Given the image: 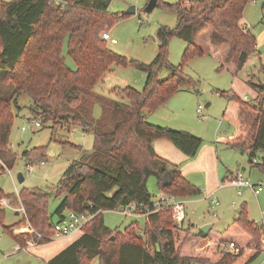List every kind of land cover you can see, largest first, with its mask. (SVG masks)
I'll use <instances>...</instances> for the list:
<instances>
[{
  "label": "trees",
  "instance_id": "trees-1",
  "mask_svg": "<svg viewBox=\"0 0 264 264\" xmlns=\"http://www.w3.org/2000/svg\"><path fill=\"white\" fill-rule=\"evenodd\" d=\"M249 1L157 0L156 5L177 15V22L174 27H158L157 54L150 63H143L115 53L102 37L106 25L117 17L106 13L110 0H0V81L13 87L11 94L0 96V173L10 169L16 159L9 135L18 95L32 99L30 111L43 124L60 125L68 132L77 127L93 136L92 151L69 162L54 192L23 187L18 194H5L0 188V199L23 207L24 220L42 234L39 243L59 235L53 216L60 221L70 211L92 215L80 227L82 234L47 264H248L261 253L264 225L259 227L249 220L244 205L229 226L237 229L239 234L234 236L184 229L166 205L147 214L143 227L133 220L123 230L111 229L102 216L104 211L132 202L143 210H154L155 197L146 186L150 176L165 194L177 198L201 194L178 170L169 168L152 143L165 138L192 157L202 139L188 131L153 124L146 114L165 104L178 90L196 89L181 86H195L183 67L193 56L205 53L197 44L201 33L212 45L227 46L225 64L236 70L244 66L257 45L255 35L242 22ZM172 36L186 43L177 65L168 60ZM65 42L74 69L65 62ZM114 63L143 70L146 80L142 89L114 87L122 99L95 91ZM162 68L170 71L165 78L158 76ZM247 83L257 92V101L222 91L228 99L223 116L236 126L225 142L246 151L252 163L257 152H264V83L252 77ZM95 104L100 105L98 117L93 115ZM23 155L28 162L43 161L44 157L41 148L26 150ZM164 173L169 174L166 180L162 179ZM51 195L61 199L50 214ZM4 219L5 208L0 205V229L10 233L14 225H5ZM207 237L210 242L202 251L198 244ZM234 240L239 246L236 253L222 247V243Z\"/></svg>",
  "mask_w": 264,
  "mask_h": 264
},
{
  "label": "rangeland",
  "instance_id": "rangeland-1",
  "mask_svg": "<svg viewBox=\"0 0 264 264\" xmlns=\"http://www.w3.org/2000/svg\"><path fill=\"white\" fill-rule=\"evenodd\" d=\"M150 1L110 0L106 13L112 16L117 15V17L106 25L103 32H108L112 38L116 39V44L107 41L108 48L128 59L143 63H150L154 59L158 51L159 42L156 38L158 27L161 25L174 27L177 22V15L174 12L162 9L159 5L147 9ZM161 1L173 3L177 0ZM130 7H133L134 12L125 14V11ZM242 22L255 35L257 42L256 50L249 56L244 66L240 70H236L230 64H225L224 60L221 59V54L219 52L215 53V51L195 55L183 67L184 73L191 76L195 81V86L181 87H195L196 89L184 88L190 92L179 91L180 94H176L177 91L169 98L170 101L176 95H181V106L184 105L185 109L186 107L191 108L189 114L196 120L192 126L197 129L190 132L195 134L193 132L200 130L203 139L211 140L214 144L216 136L223 139L230 138L236 130V126L223 116L228 106V99L227 94L222 91L234 92L243 99L246 96L249 102H255L257 101L255 98L251 99L254 90L247 84V81L252 77L255 82H264V70H262L264 68V8H262L261 0H250L246 4ZM204 42L203 40H197V44L206 50ZM185 46L186 43L182 39L176 36L170 38L168 60L171 64L177 65L181 62ZM63 55L66 64L74 69L75 63L66 53V42L63 47ZM169 73L168 69L162 68L158 76L159 78H165ZM145 80L146 73L140 68L114 63L104 79L94 87V90L116 99H122L123 95L120 92L115 93L113 91L114 87L129 86L141 90ZM12 90V85L3 84L0 81V96L9 95ZM194 95L198 98V102L195 107H190L188 99L193 98ZM202 96L203 100L201 99ZM15 99L16 105L13 104L14 119L10 130L9 144L16 159L10 169L7 168L0 173V188L5 194H18L23 187L54 192V188L57 186L68 162L80 159L92 151L93 136L90 133L82 132L77 127H74L75 130L68 132L60 125L43 124L39 118L32 115L30 107L33 102L29 96L21 94L16 96ZM207 102H210L209 106H205ZM192 108H194V112ZM197 109H199V112H197ZM100 111V105L95 104L93 115L98 117ZM35 121H40L41 125L37 126ZM201 123L203 124L200 125ZM198 125H200L199 129ZM71 143L77 146H73ZM222 147L228 148L227 155L224 158L219 151L220 162L225 164L229 171L241 170L245 179L249 177V182L262 183L263 191L257 197L249 188H242L241 193H238L236 188L224 186L213 196V199L220 203L218 206L210 203L212 198L191 201L185 205V212L187 218L194 223V228L187 224L189 219L186 218L183 223H180L184 229L189 228L195 232L201 226L211 224L212 229L207 233L211 231V234H224V236L238 235L237 229L235 227L229 228V226L233 222L232 218L239 212L242 205L246 208L249 220L254 221L259 227L263 226L264 170L255 163L261 162L264 153L257 152L252 163H250L244 150L230 148L226 143L221 144ZM33 148L42 149L43 164L40 163L39 159L28 162V158L23 155V152ZM262 162L264 163V158ZM19 172L24 177L22 183H19L16 179V174ZM155 185V177L150 176L146 181V186L152 197H156L158 190ZM60 199L61 197H55V195L50 196L48 201V212L50 214ZM11 204L17 205V203L12 202ZM4 208L5 223H10L14 219L13 211L8 206H4ZM102 216L106 226L111 229L119 228L120 230H123L133 219L124 216L118 209L104 211ZM56 220L57 217L53 216L52 221L55 222ZM137 221L141 227L144 226L145 218L140 217ZM180 235L182 236L181 232ZM203 240L198 244V248L202 251L207 248L208 242H210L208 237L205 241ZM234 242V249L228 246L230 241L225 244L222 243V247L231 253H236L239 246L236 240ZM263 244L261 253L248 264H264ZM14 247L13 238L0 229V264H46L45 261L35 255L15 252Z\"/></svg>",
  "mask_w": 264,
  "mask_h": 264
},
{
  "label": "crops",
  "instance_id": "crops-1",
  "mask_svg": "<svg viewBox=\"0 0 264 264\" xmlns=\"http://www.w3.org/2000/svg\"><path fill=\"white\" fill-rule=\"evenodd\" d=\"M197 40H203V42L205 41L204 45L207 48L206 50L204 49L205 53L206 52L209 53L212 51H215V53L219 52V54H221V59L224 60V56L228 50L226 45L221 46V47H216V46L212 45L210 43L209 38L206 35H204L203 33H201L198 36ZM262 70H264V68H262ZM252 90H254V89L252 88ZM179 91L190 92L189 90H186V89H183V90L180 89V90H178V92L176 94H180ZM256 97H257V92L254 90V94H253L251 99L252 100L254 98L256 99ZM201 99L203 100V96L201 97ZM245 99L247 100L248 98L245 96ZM172 100L169 101V99H168V101L165 104L159 106L156 110H154L150 113H147L146 114L147 120L153 124L167 126V127L178 129V130L189 131V133H191L190 131H194V129H197V128H195V126H192L195 124L196 120L193 117H191L189 114V109H191V108L186 107V109H185L184 105L181 106V104H180L182 101L181 95H176V97H174V99L172 98ZM188 100H189V106L190 107H195V104H197V102H198V98L195 95L193 96V98H190ZM209 105H210V102L205 103V106H209ZM192 109L194 112V108H192ZM202 124L203 123H201L200 125H202ZM200 125H198V129H199ZM73 130H75V128H71L69 130V132H71ZM193 133H195L194 135H196V136L200 135L199 137H202L201 139L203 142H202L200 148L198 149L197 153L192 157H189L186 154H184L177 147H175L172 142H170L169 140H167L165 138L155 139L152 143V146H153L155 153L159 157H161L162 159H164L168 162L170 169L178 170L187 181H189L191 184H193L194 186H196L197 188H199L201 190V194H199V195L185 197V198H178L184 202V211L186 209L185 205L191 201L208 200V199L212 198L210 201L211 204H214L215 206L220 205V203L218 201H216V199H213V196H215L216 192L224 186L234 187L237 189L238 193H241L242 188L243 189L249 188L248 186H245V185L237 186V185H231L227 182L228 178L230 176H233L235 171H237V170H235V171L230 170L229 171L227 166L225 164H222V162H220L221 158L219 155V151L222 153L223 158L225 157V155H227L226 152H227L228 147H222L221 148V144L224 145V143H226L225 140L227 138L223 139L222 137L216 136L215 137V144H214L211 140H204L200 130H198V132H193ZM230 148H231V146H230ZM260 152H262V151H260ZM246 154L248 156L247 152H246ZM263 158H264V156L262 157V159ZM262 159H261L260 163L259 162L255 163V165L256 164H262L261 166H259V168L264 170V166H263L264 163L262 162ZM248 160H249V158H248ZM68 164H69V162H68ZM68 164H67V166H68ZM67 166L65 167V169L67 168ZM243 176H244V174H243ZM248 179H249V177L246 178L245 180L249 182ZM155 186L158 189L156 192V197L163 194V192L157 186V181H156ZM249 189H251V188H249ZM252 191L255 194V196L259 197V195L263 191V186L261 187V189L258 192H255L254 190H252ZM6 200L9 204V206L11 207L10 209L13 211L14 219L10 223H5V219H4V224L5 225H14V226L10 230V233H8V232H5V233L9 234L13 238V241L15 243V247H14L15 252H18V253L25 252V253L30 254V255H35V256L41 258L47 264L49 259H51L53 256H55L57 253H59L65 247H67L70 243H72L75 239H77L82 234L81 230L79 229V230L71 232L70 234H67V235L54 236L50 241L45 242V243H39L37 241V242H33V243L27 245L25 236H27L28 239H33L34 237L32 235H30V234L23 235V234H18V233L13 232L14 227H21L22 231H26L27 222H25V220H24L23 213L17 210V208H19L20 205L19 204L13 205V204H11L10 199H6ZM237 215H238V213L235 214V216L232 218V220H234L237 217ZM124 216H129L130 218H133L132 221L137 220L140 217H143V218L145 217L144 215H139V216L124 215ZM186 218H187V214L185 212V216H184L182 223L186 220ZM187 219H189V218H187ZM188 221L189 222L187 224L191 225V227L194 228V226H193L194 223L191 222L190 219ZM209 225H210L209 230H211L212 225L211 224H209ZM199 230H200V228H199ZM1 231H3V230H1ZM17 236L20 238V240L25 241L24 245L21 243V241L16 240ZM205 239L203 241H205ZM204 243H207V242H204ZM16 246H19L20 248L17 249Z\"/></svg>",
  "mask_w": 264,
  "mask_h": 264
},
{
  "label": "built area",
  "instance_id": "built-area-1",
  "mask_svg": "<svg viewBox=\"0 0 264 264\" xmlns=\"http://www.w3.org/2000/svg\"><path fill=\"white\" fill-rule=\"evenodd\" d=\"M102 37L105 40L109 41L110 43L116 44V39L112 38L108 32H103ZM197 112H199V109H197ZM35 124L37 126H40L41 122L35 121ZM40 163L43 164L44 162L40 161ZM227 182L231 185L248 186L249 188H251L255 192H258L261 189V187L263 186L262 183L254 184V183L246 181L241 170L235 171L233 176H230L228 178ZM0 205L2 207L8 206V208H11L5 198L0 199ZM162 205H166L171 209L172 217L177 223L180 224L183 221L184 216H185L184 202L182 200L178 199L177 197L173 196V195H169V194H165V193L157 196L154 199V201H153L154 210H150L149 208H146L145 210H143L142 208H139V206L133 202L125 205L124 207L119 208L118 210L120 212H122L124 215H133V216L144 215V216H146L150 212H153V211L157 210L158 208H160ZM17 210L22 212L24 217H25V212H24V209L21 205L19 208H17ZM91 217H92V215L77 214L75 212L70 211V212H67L65 214V217L62 220L55 221L53 223V227L59 235H67V234H70L71 232L79 230L80 227ZM25 222H27L26 231H22L21 227H14L13 232L18 233V234H23V235H28V234L32 235L34 237L33 239H28L27 236H25L27 245L31 244L33 242L39 241V239L42 238V234L35 231L32 228V226L28 223V221H25ZM263 225H264V222H263ZM262 242L264 243V239H262ZM228 246L231 249H234L235 243L230 242L228 244ZM16 248L18 249L20 247L16 246Z\"/></svg>",
  "mask_w": 264,
  "mask_h": 264
},
{
  "label": "water",
  "instance_id": "water-1",
  "mask_svg": "<svg viewBox=\"0 0 264 264\" xmlns=\"http://www.w3.org/2000/svg\"><path fill=\"white\" fill-rule=\"evenodd\" d=\"M157 0H151L148 4L147 9H152L155 5H156ZM134 12L133 7H130L128 10L125 11V14H131ZM169 174L168 173H164V175L162 176L163 180H166L168 178ZM16 179L19 183H22L24 180V177L22 175V173H17L16 174ZM210 229V225L209 224H205L203 226L200 227V231H202L203 233H207Z\"/></svg>",
  "mask_w": 264,
  "mask_h": 264
}]
</instances>
